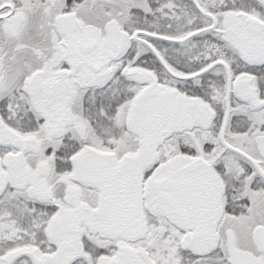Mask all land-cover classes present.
<instances>
[{
  "label": "snow or ice",
  "instance_id": "obj_1",
  "mask_svg": "<svg viewBox=\"0 0 264 264\" xmlns=\"http://www.w3.org/2000/svg\"><path fill=\"white\" fill-rule=\"evenodd\" d=\"M0 264H264V0H0Z\"/></svg>",
  "mask_w": 264,
  "mask_h": 264
}]
</instances>
